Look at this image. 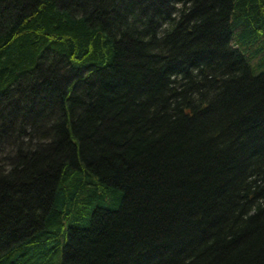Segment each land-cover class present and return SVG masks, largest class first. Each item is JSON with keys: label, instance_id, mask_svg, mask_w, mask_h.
<instances>
[{"label": "trees", "instance_id": "obj_1", "mask_svg": "<svg viewBox=\"0 0 264 264\" xmlns=\"http://www.w3.org/2000/svg\"><path fill=\"white\" fill-rule=\"evenodd\" d=\"M0 264H264V0H0Z\"/></svg>", "mask_w": 264, "mask_h": 264}]
</instances>
